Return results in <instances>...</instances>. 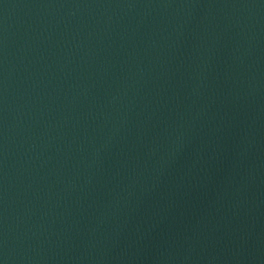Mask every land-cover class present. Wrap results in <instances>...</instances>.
<instances>
[{
  "label": "water",
  "instance_id": "95a60500",
  "mask_svg": "<svg viewBox=\"0 0 264 264\" xmlns=\"http://www.w3.org/2000/svg\"><path fill=\"white\" fill-rule=\"evenodd\" d=\"M224 264H264V226Z\"/></svg>",
  "mask_w": 264,
  "mask_h": 264
}]
</instances>
